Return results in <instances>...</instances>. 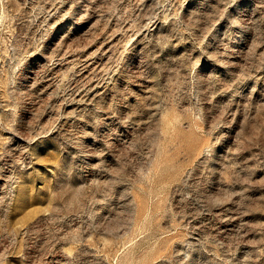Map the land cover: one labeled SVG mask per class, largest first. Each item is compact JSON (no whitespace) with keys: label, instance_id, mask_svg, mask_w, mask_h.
<instances>
[{"label":"rangeland","instance_id":"rangeland-1","mask_svg":"<svg viewBox=\"0 0 264 264\" xmlns=\"http://www.w3.org/2000/svg\"><path fill=\"white\" fill-rule=\"evenodd\" d=\"M0 264H264V0H0Z\"/></svg>","mask_w":264,"mask_h":264}]
</instances>
